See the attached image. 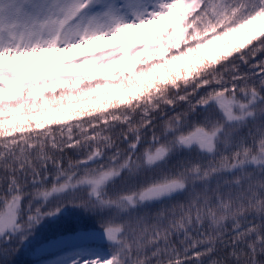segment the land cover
<instances>
[{
	"label": "snow or ice",
	"instance_id": "obj_1",
	"mask_svg": "<svg viewBox=\"0 0 264 264\" xmlns=\"http://www.w3.org/2000/svg\"><path fill=\"white\" fill-rule=\"evenodd\" d=\"M161 20L167 44L59 61L132 67L148 52L139 82L21 81L5 63ZM258 36L264 0H0V264H264V39H232ZM190 56L202 63L171 70ZM116 91L128 99H99Z\"/></svg>",
	"mask_w": 264,
	"mask_h": 264
},
{
	"label": "rangeland",
	"instance_id": "obj_2",
	"mask_svg": "<svg viewBox=\"0 0 264 264\" xmlns=\"http://www.w3.org/2000/svg\"><path fill=\"white\" fill-rule=\"evenodd\" d=\"M169 27L167 26L166 20H161L152 25H148L147 28H142L139 30H130L125 33H121V35L114 40H105L100 41L96 44L87 45L86 47L75 49L68 53H50L45 54L42 57H29L26 60H16V61H5L6 64H14L21 67H26L27 71L22 73L21 81H25L35 77H45V76H83V77H91L96 78L99 76H107L116 78L115 74L124 72L129 75L134 74L136 67L139 65L140 61L149 57L148 52H141L139 55L135 56L133 60H131L132 67H128L124 62L114 63L111 66L107 67H86V66H78V67H63L59 61H69L76 60L78 58H83L87 56H91L94 53H99L106 48H111L113 45L117 44H128L130 42L135 41L136 47L146 44L149 48H156L159 45H164L169 43L166 37L161 36L159 40L153 38L154 35L164 33L169 31ZM260 29H257L259 32ZM146 37V39H144ZM248 42V38L245 37L240 39L236 43L246 44ZM228 47H232V45H228ZM159 58V57H155ZM45 62H48L47 66H45ZM89 63L94 64L95 61H90ZM13 88L17 87L16 84L12 85ZM9 94H5V98H8ZM129 95L124 96V100L128 98Z\"/></svg>",
	"mask_w": 264,
	"mask_h": 264
},
{
	"label": "trees",
	"instance_id": "obj_3",
	"mask_svg": "<svg viewBox=\"0 0 264 264\" xmlns=\"http://www.w3.org/2000/svg\"><path fill=\"white\" fill-rule=\"evenodd\" d=\"M232 39H233L235 42H237V41L240 40L239 37H233ZM260 39H264V36H258L257 39L252 40L251 43H248V42H247V43L245 44V47L242 49V51H246L248 48L254 47V46L259 42ZM227 43H228L227 41H217V45H221V44H225V45H227ZM181 46L183 47V45H181ZM175 50H176V49H171V50L169 51V55H170V52H171V51H175ZM218 54H219V53H215V52L213 51V48H212V47H209L208 49L201 50V53H200L201 56H206L208 59H213V58H214L216 55H218ZM156 59H159V58H156ZM144 60H145V59H143V60L139 63V65L137 66V69H138L139 67L142 66ZM189 61L191 62L190 64L187 63V62H185V61H183V60H182V61H179V62H176V63H174V64H172V65L170 66V67H171V70L174 71V72H179V71L181 70V68H187V67H191V66H199V65L202 63V61L196 59L195 56H190V57H189ZM149 62L151 63V62H153V60H149ZM156 76L159 77V78H161V79H167L168 76H169V73L166 72V71H165L164 69H162V68H158V69H156ZM103 77H105V76L97 77V78H94L93 80H97V79H100V78H103ZM132 77H133L134 79H136L138 82L140 81V78L137 77L135 74L132 75ZM149 79H150L149 77H144V78H143V83H148V82H149ZM108 91H112V90L109 89ZM125 95H129V93H128V92H124L123 94H121L119 91H116L114 97H105V96L103 95V93H102V94L100 95L99 99H100L101 101H104V100H106V99H117V100H118V99H123ZM127 99H128V98H127ZM85 107H96V108H98L99 105L96 104L95 102L89 100V101L87 102V104L85 105ZM109 110H111V108H109Z\"/></svg>",
	"mask_w": 264,
	"mask_h": 264
}]
</instances>
